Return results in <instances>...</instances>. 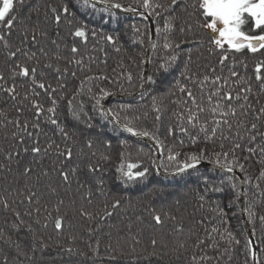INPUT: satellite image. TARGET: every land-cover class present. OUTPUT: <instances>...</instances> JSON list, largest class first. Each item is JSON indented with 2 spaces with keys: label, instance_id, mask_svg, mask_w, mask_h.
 <instances>
[{
  "label": "snow or ice",
  "instance_id": "6c2138e0",
  "mask_svg": "<svg viewBox=\"0 0 264 264\" xmlns=\"http://www.w3.org/2000/svg\"><path fill=\"white\" fill-rule=\"evenodd\" d=\"M76 5L78 8H70L67 0H62L60 5L48 3L41 20L38 4L34 8L37 15L33 18L31 12L26 16L23 14L28 0H0V59L4 61L5 70L0 71V92L7 94L16 113L10 118L7 111L0 110V134L7 143V147L0 148V184L7 185L0 191V215L3 216L0 264H73V257L83 255L74 236L61 242L45 234L49 223H52L53 231L61 236L65 218L60 215L53 217L42 206L44 193L39 191L38 185L41 179H48L45 187L51 195H56L59 185L52 183L53 177L64 186L65 191L71 188L74 181L77 191L88 184L87 195L83 198L91 204L94 195L91 183L88 180L81 182L80 165L74 163V158L82 156L84 148H87L90 153L87 173L99 194H105L103 163L111 159V142L101 138L105 123L97 124L94 113H99V121L112 123L114 130L119 128L133 137H149L158 149L165 147L155 133L137 129L131 121L121 125L118 112L105 110L101 100L111 94L107 90L101 88L98 97L95 94L89 97L95 101L91 110L86 109L83 100H77L84 94L85 85H91L94 80H108L105 75L79 77V74L92 71L91 64L96 59L88 49L89 39L96 41L97 45L107 43L116 52L120 51V47L116 46L118 36L90 28L86 21L77 17L78 10H84L85 14H89V10L91 13L107 14L111 19L116 18L117 12L132 13L144 19L151 18L157 24L155 33L162 39V52L154 61H149L154 64V75L141 79L156 85L157 78L163 83L164 79L172 77L163 95H180L172 101L178 111L173 113L175 127L170 125L167 134L174 136L178 131L188 138L190 145L201 142L205 145L197 152L183 154L182 162V154L169 149L168 160L176 165L177 175L190 174L189 170L199 172L202 161L210 164L211 171L216 173L215 176H200L203 187L196 191L197 209L202 210L208 205L213 214L195 220L193 213L192 220L200 231H196V227L189 228L187 240L178 243L173 254L178 259L191 247L202 254L193 251L189 264H232L241 241L229 226L222 200H212V196L224 194L226 189L235 192L236 173H247L248 164L253 161L260 165L255 179L264 181V59L257 58L253 74L249 76L247 62L236 55L252 54L256 58L259 53L264 57V0H138L135 7L126 6L119 0H76ZM162 17L163 29L159 26ZM194 27L199 29V34ZM61 29L71 37L69 43L61 45L58 42ZM132 30L141 34L136 25H132ZM141 35L149 36L148 42L155 53L157 44L152 41L151 35ZM204 35L208 37L207 42L203 39ZM202 48L209 56L216 57L215 64L201 62L204 56L200 51ZM69 79H79V85L70 98L67 97ZM131 79L129 74V82ZM17 81L24 89L23 94L17 90ZM194 90L199 92L200 100ZM87 92L91 93L92 88L88 87ZM61 101L66 102L68 119L73 122L71 126L58 114ZM152 101V110L156 113L154 119L159 122L163 109L157 105L156 96L152 97ZM96 127L100 128V132L93 135L91 130ZM97 144L105 149L99 155L93 150ZM179 144L183 146L184 140L180 139ZM48 157H54L56 163L45 168L43 164ZM137 167L134 163H121L116 169L117 178L125 185L146 178L147 169L134 172ZM33 176L35 184L32 183ZM251 180L252 177L247 175L243 177L244 182L251 183ZM13 185H16L14 189ZM255 188L260 189V183H256ZM259 195L264 197V192ZM239 198L237 194L236 199ZM260 202L264 204V200ZM179 203L176 202L177 211H180ZM63 204L64 200L58 199L57 213ZM122 206L123 199L117 198L106 199L97 212L80 208L79 215L94 222V227L88 229L89 237L97 234L94 247L93 244L88 245L94 254L100 251L102 241L98 234L102 225ZM231 206L229 201L227 207ZM244 211L249 222L258 219L264 226V215H258L253 204L245 207ZM151 219L155 226H163L166 219L171 220L176 222L174 233L185 232L184 219L181 217L178 220L170 212L161 215L153 210ZM111 226L116 227L114 224ZM117 231L120 232V229L117 228ZM255 235L253 231L251 236ZM110 236L111 233L106 245L109 253L114 250ZM139 237L140 232L133 234L129 224L126 236L119 237L117 243L120 239L129 240L134 252L135 246L141 244ZM260 242L264 244V236L260 237ZM149 246L152 249L150 258L168 254L164 251L168 244L155 236L150 238ZM243 252L244 264H264L261 258L264 247L254 239L245 240ZM109 259L115 260L116 257L110 255Z\"/></svg>",
  "mask_w": 264,
  "mask_h": 264
},
{
  "label": "trees",
  "instance_id": "16d2710c",
  "mask_svg": "<svg viewBox=\"0 0 264 264\" xmlns=\"http://www.w3.org/2000/svg\"><path fill=\"white\" fill-rule=\"evenodd\" d=\"M67 2L70 8H78L76 0H67ZM119 2L126 6L135 7L138 0H119ZM48 3L60 5L62 0H28V6L25 7L23 14L26 16L31 12V15L35 18L37 14L34 11V8L38 4L40 6V19L42 20L45 5ZM76 14L78 18L86 21L90 28H95L97 31L102 30L105 34L118 36L119 39L116 46L120 47V51L116 52L112 45H108L104 42L97 45L96 41L91 38L89 39L88 49L90 50V54L96 59L91 64L92 71L79 74V77L82 79L84 75H105L108 77V80H94L91 85H85L84 94L77 97V100H83L86 109L91 110L95 101L89 99V97L92 94H95L98 97L100 95L101 88L107 90L111 94L135 93L141 84L143 61L149 40L148 35L141 34H149L148 24L144 20L132 19L118 15L115 19H111L107 14L91 13V10H89V14H85L84 10H78ZM163 24L164 20L162 17L159 21L161 29H163ZM132 25H136V27L140 29L141 34L134 33ZM153 25L156 29L157 24L154 21ZM194 31L199 34V29L194 27ZM13 39H15V37H13ZM203 39L207 42L208 37L204 35ZM134 40L136 42H134ZM141 40H143V43H140ZM70 41L71 37H69L67 31L61 29V37L58 38V42L63 45L64 43H69ZM154 43L157 44V49L155 53L153 51L151 52L150 61H154L162 52V48L160 47L162 39L158 38L156 33ZM93 47L98 49L102 48L103 50L91 51ZM188 47H190V45ZM200 51L204 53V56L201 58L202 63H216V57L214 55L209 56L205 48H202ZM105 53H107V56H105ZM65 55H68L66 51ZM236 55L239 59H243L247 62V73L249 76L253 74L254 64L257 62V58L264 59V57H261L259 53L256 54V58H254L252 54L240 53ZM85 59L87 61V56ZM105 60L106 63L104 62ZM3 65L4 61L3 59H0V71H5ZM237 65L240 66L239 60H237ZM153 69L154 64L149 62L148 77L154 75ZM129 74L132 77L130 82L128 80ZM171 80L172 77L169 76L164 79L163 83H161V80L157 78L156 85H150L147 83V88L139 99L129 102H113L109 106V110L119 113L121 125L131 121L137 129H147L150 132L155 133L159 140L163 142L165 147L163 149H159V152L160 168L165 174L176 173V165L168 160L169 149H172L174 152H180L182 154V162L183 154L197 152L200 148L205 147L202 142L195 146L190 145L188 138L186 136H181L178 131L174 136H168V127L170 125L175 127L176 124L173 113L178 111L177 105L173 104L172 101L176 100L180 95L179 93H177L176 96L163 95V93L168 90L169 82ZM8 83L11 84L12 81L9 80ZM53 83H55L54 80ZM69 84L70 87L67 89L68 98H70L75 92L76 87L79 85V79H69ZM17 86V90L23 94L24 89L19 86V81H17ZM88 87L92 88L91 93L87 92ZM194 92L197 95V99L200 100L201 97L199 92L196 90H194ZM153 96L157 97L156 103L163 109L162 118L159 122L154 119L156 113L152 110ZM103 100H101V103ZM204 100L206 102V97ZM12 103L13 102L8 98L6 93L0 92V110L7 111L10 118L16 115L12 109ZM145 113H147L146 116ZM58 114H60L62 120L67 119L70 126L73 124V122L68 119L67 105L65 101H61ZM93 115L96 118L95 122L97 124L105 123L101 138L111 142V149L109 150L111 159L103 163V168L105 169V194H99L95 183L91 181V178L87 173V164L90 161V153L87 148H84V154L82 156H76L74 158V163L80 165L79 177L81 182L88 180L91 183V187L94 192L92 203L89 204L87 200L83 198L87 195L88 184L85 185L84 189L77 191V184L74 181L71 188L65 191L64 186L60 184L55 177H53L52 183L54 185H59V187L57 194L51 195L45 187V185L49 182L48 179H41L38 187L39 191L44 193L41 201L42 206H45L47 211L50 212L53 217L60 215L65 218L64 231L61 236H57V234L53 231L52 223H49V227L45 234H50L54 240L60 239L61 242L72 236L76 238V244L83 255L73 257V264H189V259L193 251H197L199 253V250L189 247V250L182 252L178 259L173 254V250L178 243L187 240L188 229L196 227L194 221L192 220L193 213H195V220H199L201 217L213 214L211 207L208 205H206L202 210L197 209L196 191L197 189H202L203 187L201 181L199 180L200 176H215L216 173L206 169H200L199 172L193 170L190 174L188 173L181 177L164 179L156 174L154 170L153 153L147 146L130 139L128 136L121 133L117 128L114 130V125L111 123L99 121L98 112ZM137 117H139V119H137ZM201 119H204V116H201ZM80 127L83 128V125H80ZM91 131L94 135L95 133L100 132V128L96 127ZM180 139L184 140L183 146L179 144ZM151 140L155 143L153 139ZM82 143L83 140H81V144ZM3 147H7V143L3 140L2 134H0V148ZM93 150H96L98 155L99 153L105 151L104 147L100 144H97ZM209 150H211V148ZM121 153H123V158L121 157ZM53 163H56L54 157H48L44 161L43 166L48 168ZM121 163H124L125 165L128 163L137 164L138 167L133 169L134 172L147 169L146 178L137 182H130L125 185L117 178L119 174L116 172V169ZM201 163L210 165L206 161H202ZM57 167H59L58 163ZM259 170L260 165L253 161L248 164L247 173H237L242 178L245 175L252 177L251 183L245 182V193H247V195H245V207L249 204H253L254 211H256L258 215H264V204L260 202L261 200H264V197L259 195L260 192H264V181H257L255 179ZM9 180L11 181V176L9 177ZM35 182L36 178L33 176L32 183L35 184ZM234 183L237 186L235 192L231 189H226L224 194L213 195L212 200H216L217 198L222 200L229 218V226L236 237L241 241V245L237 249L232 264H244L245 257L243 245L247 239V235L241 219L239 199H236L237 194L240 196V186L236 180ZM256 183H260V189L255 188ZM6 186L7 185L0 184V191H2L3 187ZM15 187L16 185H13V189ZM117 198L123 199L122 209L118 210L116 215L102 225V230L98 234L102 241L100 251L99 254H94L92 249L88 247L89 244H93L94 247V239L97 235L95 233L92 237H89L88 235V229L94 227V222L81 217L79 215V210L83 207L89 212H97L101 209L106 199L111 201ZM58 199L64 200V204L59 208V213L56 211ZM129 201H131V203H129ZM177 201L180 202V211L176 210ZM229 201L232 202L231 208L227 207ZM153 210L161 215L163 212H170L175 214L178 220L182 217L185 222V232L182 234L174 233L173 226L176 222L167 219L165 220L163 226H155L151 219ZM137 217H140V219L138 220ZM41 219L43 220V216ZM2 224L3 216L0 215V225ZM113 224L116 225V227H112L111 225ZM129 224L132 226L133 234L140 232L139 238L141 239V244L135 246L134 252L132 251V245L129 240L120 239L119 243H117L119 237L126 236L127 226ZM249 225L252 232L255 231L256 233L255 239L257 244L264 247V244H261L260 242V237L264 236V226L260 224L258 219L253 222H249ZM117 228L120 229V232L117 231ZM196 231H200V229L196 227ZM109 233H111L110 239L114 249L111 253H109L106 249V245L109 240ZM153 236H155L162 243L168 244V248L164 250L168 253L167 255H159L160 250L158 249L159 258L149 257V253L152 252V249L149 246V241ZM190 244L191 241H189V245ZM110 255H114L116 259H109ZM261 258L264 260V253H261Z\"/></svg>",
  "mask_w": 264,
  "mask_h": 264
},
{
  "label": "water",
  "instance_id": "95a60500",
  "mask_svg": "<svg viewBox=\"0 0 264 264\" xmlns=\"http://www.w3.org/2000/svg\"><path fill=\"white\" fill-rule=\"evenodd\" d=\"M98 7H100V6L98 5ZM117 15L129 17L132 19L144 20L149 26V34L151 35L152 41L154 42V40H155V29H154L153 21L151 18L144 19L143 17L136 15V14L121 13V12H117ZM151 52H152L151 45L148 42V46H147V50H146V54H145V58H144V62H143V77L149 76V61H150V57H151ZM146 88H147V81L141 80V85L135 93H133V94H111L102 101L101 105L103 106V108L105 110H109V106L113 102L135 101L143 95ZM117 129L120 132L124 133L126 136H128L130 139H132V140H134V141H136L142 145L147 146L152 151V153L154 155V170L158 176H160L164 179H171V178H177V177H180L184 174H187V173H183V174L177 175L175 173H172V174L163 173L161 168H160V152H159V149L155 146V143L149 137H133L130 134L121 131L119 128H117ZM211 167H212L211 165H206L203 163H201L199 166L200 169H206L209 171H211ZM191 171H193V170H189V172H191ZM220 175H230V174L220 173ZM236 176H237L236 181L238 182V184L240 186L239 209H240L242 223H243L247 238H251V239H254L256 241L255 236H251L252 229L249 225L247 214L244 211V208H245V191H246L245 182L243 181V178L238 173H236Z\"/></svg>",
  "mask_w": 264,
  "mask_h": 264
},
{
  "label": "rangeland",
  "instance_id": "374dc122",
  "mask_svg": "<svg viewBox=\"0 0 264 264\" xmlns=\"http://www.w3.org/2000/svg\"><path fill=\"white\" fill-rule=\"evenodd\" d=\"M154 29H155V27H154ZM148 30H149V26H148ZM145 58V57H144ZM144 62V61H143ZM142 77H143V75H142ZM141 85V84H140ZM140 87V86H139ZM139 89V88H138ZM153 158H154V155H153Z\"/></svg>",
  "mask_w": 264,
  "mask_h": 264
},
{
  "label": "bare ground",
  "instance_id": "6f19581e",
  "mask_svg": "<svg viewBox=\"0 0 264 264\" xmlns=\"http://www.w3.org/2000/svg\"><path fill=\"white\" fill-rule=\"evenodd\" d=\"M122 133V132H121ZM124 134V133H123ZM125 135V134H124ZM188 174V173H187ZM185 175V174H184ZM183 176V175H182ZM181 177V176H180Z\"/></svg>",
  "mask_w": 264,
  "mask_h": 264
}]
</instances>
